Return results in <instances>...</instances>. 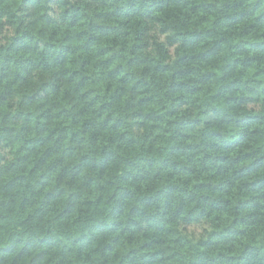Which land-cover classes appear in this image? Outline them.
<instances>
[{
  "label": "trees",
  "instance_id": "16d2710c",
  "mask_svg": "<svg viewBox=\"0 0 264 264\" xmlns=\"http://www.w3.org/2000/svg\"><path fill=\"white\" fill-rule=\"evenodd\" d=\"M5 224L27 264H264V0H0Z\"/></svg>",
  "mask_w": 264,
  "mask_h": 264
},
{
  "label": "clouds",
  "instance_id": "9594fccd",
  "mask_svg": "<svg viewBox=\"0 0 264 264\" xmlns=\"http://www.w3.org/2000/svg\"><path fill=\"white\" fill-rule=\"evenodd\" d=\"M26 239L24 233L11 224L0 227V249L12 248L9 254L0 253V264H27L24 253L20 250Z\"/></svg>",
  "mask_w": 264,
  "mask_h": 264
},
{
  "label": "rangeland",
  "instance_id": "374dc122",
  "mask_svg": "<svg viewBox=\"0 0 264 264\" xmlns=\"http://www.w3.org/2000/svg\"><path fill=\"white\" fill-rule=\"evenodd\" d=\"M160 39H162V38H160Z\"/></svg>",
  "mask_w": 264,
  "mask_h": 264
}]
</instances>
